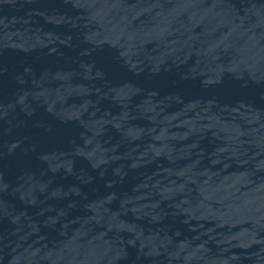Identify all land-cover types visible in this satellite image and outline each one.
Segmentation results:
<instances>
[{
    "label": "water",
    "instance_id": "obj_1",
    "mask_svg": "<svg viewBox=\"0 0 264 264\" xmlns=\"http://www.w3.org/2000/svg\"><path fill=\"white\" fill-rule=\"evenodd\" d=\"M170 0H0V264H23L87 128Z\"/></svg>",
    "mask_w": 264,
    "mask_h": 264
}]
</instances>
